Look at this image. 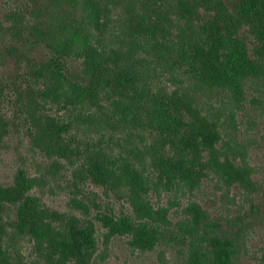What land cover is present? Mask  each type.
<instances>
[{
	"label": "trees",
	"instance_id": "1",
	"mask_svg": "<svg viewBox=\"0 0 264 264\" xmlns=\"http://www.w3.org/2000/svg\"><path fill=\"white\" fill-rule=\"evenodd\" d=\"M52 6L58 19L51 31L37 25L25 31L21 12L16 23L0 26L4 55L28 62L14 79L0 73V150L23 119L53 169L66 163L77 180L125 193L131 214L99 212L95 220L106 230L105 242L128 237L142 251L179 239L170 210L155 207L153 192L194 191L211 174L248 194L260 191L248 147L227 127L250 92L251 102L264 108V0L43 5ZM113 13L122 45L111 28ZM42 35L49 38L47 52L29 58L46 42ZM14 94L19 113L9 118L3 110ZM106 134L124 142L123 153L108 145ZM42 182L20 169L12 184L0 183V264H26L18 248L23 241L32 244L33 264H92L98 239L89 206L73 198L78 215L44 205L33 194ZM185 211V264H235L236 240L217 232L198 203Z\"/></svg>",
	"mask_w": 264,
	"mask_h": 264
},
{
	"label": "rangeland",
	"instance_id": "2",
	"mask_svg": "<svg viewBox=\"0 0 264 264\" xmlns=\"http://www.w3.org/2000/svg\"><path fill=\"white\" fill-rule=\"evenodd\" d=\"M53 1L0 0V26L10 27L17 22L16 17L20 18L17 15L21 12L25 16V31L35 25L39 31L48 29L51 31V27L52 29L54 27V18L58 19L56 13L58 8L52 6L53 9H46L43 5L44 2L52 4ZM36 9L40 12L38 13ZM114 15L113 13L110 18L111 28L121 35L118 41L122 45L120 25ZM55 32L53 31L52 35ZM26 37L33 38L29 34ZM42 38L46 39V42L41 41L40 46L30 53L29 58L36 59L47 52L45 49L48 47L49 38L43 35ZM17 57L4 55L0 43V73L4 75L3 77L14 79L24 75L28 62L24 61L26 63L20 65ZM250 97L252 92L248 95L244 109L233 113L234 121L232 124L229 123L227 131L235 140L248 147V160L256 169L255 179L261 186L260 191L248 194L239 187H228L217 176L211 174L194 191H177L175 188L172 191L153 192L151 201L156 208L166 207L170 210V228L174 235L179 236L178 240L166 239L153 251L133 248L128 237L117 236L105 242L106 230L95 220L96 216L99 212L114 215L131 214L132 209L124 196L125 193H114L90 181L77 180L73 176V167L66 163L53 169L51 167L53 161L34 146L28 128L22 122L23 119L15 121L0 150V183L12 184L17 171L22 169L31 177L43 179L42 186L37 187L33 194L40 198L44 205L61 213L74 212L78 215L81 210L75 208L73 198H78L89 206L90 218L96 224L98 239V251L92 264H185L188 246L181 240L183 234L181 227L184 228L185 223L189 221L185 210L192 202L198 203L208 212L217 232L223 231L236 240L235 264H264V108L251 102ZM15 103L17 104V98L14 94L3 110L9 118H14L15 113H19L18 105ZM53 108L55 113H63L59 112L62 110L59 106ZM106 139L116 153H123L120 145L124 142L117 141V137L115 139L107 134ZM18 248L26 264L35 262L36 257L30 242L23 241Z\"/></svg>",
	"mask_w": 264,
	"mask_h": 264
}]
</instances>
